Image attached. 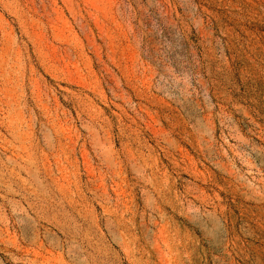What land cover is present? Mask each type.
Returning <instances> with one entry per match:
<instances>
[{"label":"rangeland","instance_id":"1","mask_svg":"<svg viewBox=\"0 0 264 264\" xmlns=\"http://www.w3.org/2000/svg\"><path fill=\"white\" fill-rule=\"evenodd\" d=\"M0 264H264V0H0Z\"/></svg>","mask_w":264,"mask_h":264}]
</instances>
